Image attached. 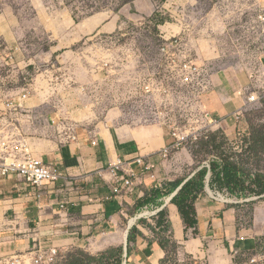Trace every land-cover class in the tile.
<instances>
[{
    "label": "rangeland",
    "instance_id": "rangeland-1",
    "mask_svg": "<svg viewBox=\"0 0 264 264\" xmlns=\"http://www.w3.org/2000/svg\"><path fill=\"white\" fill-rule=\"evenodd\" d=\"M145 1L156 8L149 17ZM254 2L247 1L246 8L232 12L225 10L229 0H0V118L6 99L26 87L30 96L21 105L28 109H18V121L12 113L15 111L2 118L25 139L59 141L53 137L55 128L48 126L55 114L61 120L89 127L94 136L114 129L153 131L150 134L160 130L164 135L171 124L166 116L182 125L196 109L190 90L179 83H172L170 93L144 91L146 83L162 77L166 86L168 72L159 54L164 39L181 38L208 78L223 71L263 69L264 8ZM155 13H159L156 18ZM203 89H196L199 96ZM211 90L210 85L206 93ZM243 110L240 134L235 129L232 136L226 131L224 135L217 133L213 143H188L163 159L158 167L165 185L167 178L182 180L202 165L210 167L211 160L218 157L233 159L246 172L247 165L264 172V155L256 156L245 141L251 124L264 123V107L250 103ZM19 124L31 132L25 135ZM60 126L62 123L57 128ZM243 186L247 194V178ZM207 190L219 201L227 198L242 222L249 217L248 203L257 199L233 195L218 186L207 185ZM133 197L127 213L131 217L142 214L135 221L137 225H155L157 212L150 215L153 210L145 203L146 193ZM75 248L79 247L62 252L54 264ZM257 256V264H264V257ZM181 257L180 264L192 260Z\"/></svg>",
    "mask_w": 264,
    "mask_h": 264
},
{
    "label": "crops",
    "instance_id": "crops-1",
    "mask_svg": "<svg viewBox=\"0 0 264 264\" xmlns=\"http://www.w3.org/2000/svg\"><path fill=\"white\" fill-rule=\"evenodd\" d=\"M247 1L250 0H229V7L225 10H243L247 7ZM253 1V5L264 8V0ZM145 5V14L149 17L156 8L153 4ZM133 7H137L135 2ZM130 8L125 7L127 10ZM248 72L242 68L213 75L212 90L203 96L205 109L221 119L220 128L226 131L227 136L235 134L234 113L244 109V99L238 95V91L248 90ZM23 109L27 110L28 107L21 105L20 110ZM13 114L18 121L20 113L16 111ZM54 123H62V126L58 129ZM69 125H74L77 142L65 139L60 133L62 128ZM19 126L25 135L31 132L29 127ZM48 126L55 128L53 137L59 141L43 138H38V141L34 137H25L35 156L57 165L63 177L35 190L14 175H0V264H3L4 258L38 246H54L61 253L72 247L93 252L111 246L122 247V264H159L165 254L163 249L149 228L135 223L138 218L131 217L127 207L133 203L134 195L139 198L146 193L148 198L150 190L157 187V182L165 184V178L160 174L162 168L158 165L164 161L159 158V152L170 141L167 133L163 135L160 130L150 134L153 131L138 133L114 129L95 133L94 136L89 127H80L68 119L61 120L57 114L51 117ZM92 139H96L95 145L91 144ZM137 156L156 162L157 180L143 174L132 192L105 199L111 195V185L114 183L109 166L117 158L131 160ZM174 181L167 178L168 183ZM171 195L158 198L159 205H148L157 213L161 209L167 211L172 238L180 245L178 261L185 256L192 259L189 264H235L237 261L240 263L242 255H253L255 238L264 235L263 201L252 204L247 221L242 222L237 208L215 199L206 186L194 204L196 224L187 227L177 206L171 203ZM128 215L131 218L126 224ZM132 225H136L143 236L130 242L127 253V234Z\"/></svg>",
    "mask_w": 264,
    "mask_h": 264
},
{
    "label": "built area",
    "instance_id": "built-area-1",
    "mask_svg": "<svg viewBox=\"0 0 264 264\" xmlns=\"http://www.w3.org/2000/svg\"><path fill=\"white\" fill-rule=\"evenodd\" d=\"M257 16L261 17V15ZM189 49L182 43L181 38L169 37L164 39L160 45L159 54L160 60L164 62L163 69L168 72V75L164 76L166 77V86L162 83L163 77L143 86L146 93L155 95L159 92L168 91L170 93L173 87L172 83H179L190 90L194 104H196L192 116L188 117L182 125L178 124L175 119L172 120L169 115L165 117V120L171 122L166 135L170 141L165 143L160 150V159H166L172 152L184 149L186 144L194 143L208 132L221 127V119L211 115L203 103L204 92L206 93L210 89L211 78L206 77V73L191 55ZM248 78V90L246 88L238 91V95L244 99V107L250 103H258L264 107V68L249 71ZM200 87L204 88L201 96L196 91ZM29 96L30 91L25 87L6 99L2 107L3 115L5 116L9 111V113L18 111L21 108V103L26 101ZM243 112L244 110L240 109L234 113L235 132L237 134L243 132L241 129V122L244 118ZM2 118H0V175H14L21 179L26 186L35 190L41 189L47 183L61 179L63 177L61 169L57 165L46 163L35 156L28 141L8 128L7 119ZM60 133L65 139L77 142L78 137L74 125L62 128ZM91 144L95 145L96 139H92ZM156 167V162L144 156H137L131 160L117 158L109 166V173L113 177L114 183L111 185V195L106 196L105 199L132 192L137 180L143 174H148L152 180L156 181ZM157 183V187L162 186L159 182ZM213 197L217 199L215 196ZM222 201L227 202V198L222 199ZM154 213L153 211L150 215ZM141 216L142 214L135 216V218ZM61 258L62 254L57 247L41 248L38 246L4 258L3 264H54ZM258 260L257 255H242L239 264H257Z\"/></svg>",
    "mask_w": 264,
    "mask_h": 264
},
{
    "label": "trees",
    "instance_id": "trees-1",
    "mask_svg": "<svg viewBox=\"0 0 264 264\" xmlns=\"http://www.w3.org/2000/svg\"><path fill=\"white\" fill-rule=\"evenodd\" d=\"M157 16H159V13L153 15L155 18ZM158 22L161 23L160 20H157ZM223 132L222 128L211 134L208 132L199 139V142L203 145L213 143L217 133L224 135ZM245 141L248 143L249 150L256 156L258 154L264 155V123L251 124ZM192 173H194L192 176L184 178L186 181L182 179L169 182L166 185L163 184L161 187H153L145 203L159 205L157 199L163 195L172 194L184 180L170 201L177 206L185 225L193 227L196 224L194 204L198 195L204 191L207 185L211 188L215 186L226 188L233 195L240 194L247 198L257 197L256 201L251 200L248 203L250 205L258 201L264 202V172L259 167L253 169L247 165L246 172L243 166L233 159L218 157L211 160L210 167L202 165ZM246 178L247 194H244L243 191H245L246 187L243 186V182ZM157 217L155 225H146V227L153 233L154 238L165 253L159 264H180L178 261L180 245L172 238L171 223L168 220L167 211L161 209L157 213ZM138 236H143L142 232L136 225H132L127 234V253L130 250V242H134ZM123 254L124 250L122 247L111 246L95 255L88 253L84 249L75 248L68 252L58 264H122ZM253 255L264 257V235L255 238Z\"/></svg>",
    "mask_w": 264,
    "mask_h": 264
},
{
    "label": "water",
    "instance_id": "water-1",
    "mask_svg": "<svg viewBox=\"0 0 264 264\" xmlns=\"http://www.w3.org/2000/svg\"><path fill=\"white\" fill-rule=\"evenodd\" d=\"M194 173H192L190 176H192ZM186 181V180H185ZM181 186H178L177 187V189L172 193V195L171 196H173L178 190H179V188H180Z\"/></svg>",
    "mask_w": 264,
    "mask_h": 264
}]
</instances>
